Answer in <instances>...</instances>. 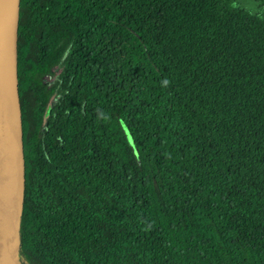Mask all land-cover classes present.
Instances as JSON below:
<instances>
[{"label":"trees","instance_id":"obj_1","mask_svg":"<svg viewBox=\"0 0 264 264\" xmlns=\"http://www.w3.org/2000/svg\"><path fill=\"white\" fill-rule=\"evenodd\" d=\"M66 12L72 88L20 94L26 262L264 264V0H22L19 51Z\"/></svg>","mask_w":264,"mask_h":264},{"label":"water","instance_id":"obj_2","mask_svg":"<svg viewBox=\"0 0 264 264\" xmlns=\"http://www.w3.org/2000/svg\"><path fill=\"white\" fill-rule=\"evenodd\" d=\"M21 2L0 0V264H28L22 253L20 226L24 196L19 88ZM18 134L21 155L17 147Z\"/></svg>","mask_w":264,"mask_h":264},{"label":"flooded vegetation","instance_id":"obj_3","mask_svg":"<svg viewBox=\"0 0 264 264\" xmlns=\"http://www.w3.org/2000/svg\"><path fill=\"white\" fill-rule=\"evenodd\" d=\"M62 13V12H61ZM62 15V14H61ZM73 22L70 12L65 19L35 22L33 34L24 33L20 40V94L28 95L26 77L34 75V102L45 108L43 119L56 102L72 88ZM49 95V96H48ZM47 102V104H46Z\"/></svg>","mask_w":264,"mask_h":264},{"label":"bare ground","instance_id":"obj_4","mask_svg":"<svg viewBox=\"0 0 264 264\" xmlns=\"http://www.w3.org/2000/svg\"><path fill=\"white\" fill-rule=\"evenodd\" d=\"M17 147H18V152H19V155H21V145H20V137H19V134H18V137H17ZM22 162V159L20 157V164Z\"/></svg>","mask_w":264,"mask_h":264},{"label":"clouds","instance_id":"obj_5","mask_svg":"<svg viewBox=\"0 0 264 264\" xmlns=\"http://www.w3.org/2000/svg\"><path fill=\"white\" fill-rule=\"evenodd\" d=\"M164 83H167V81H165Z\"/></svg>","mask_w":264,"mask_h":264}]
</instances>
